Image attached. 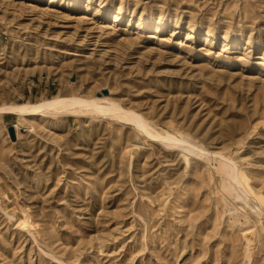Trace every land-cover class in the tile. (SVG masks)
Wrapping results in <instances>:
<instances>
[{
  "label": "rangeland",
  "instance_id": "obj_1",
  "mask_svg": "<svg viewBox=\"0 0 264 264\" xmlns=\"http://www.w3.org/2000/svg\"><path fill=\"white\" fill-rule=\"evenodd\" d=\"M54 95L180 140L0 112V264H264V0H0V105Z\"/></svg>",
  "mask_w": 264,
  "mask_h": 264
},
{
  "label": "bare ground",
  "instance_id": "obj_2",
  "mask_svg": "<svg viewBox=\"0 0 264 264\" xmlns=\"http://www.w3.org/2000/svg\"><path fill=\"white\" fill-rule=\"evenodd\" d=\"M85 109L98 113H109L112 116L133 122L139 130L152 137H164L167 138L166 140H180V138L173 135L164 136L157 130H154V128L151 127V124L139 112L126 109L115 101H105L104 97L97 95L91 96L89 98L79 95H54L53 97L41 99L36 102H12L0 105V112L19 115H27L38 112L45 113L48 111L74 112L77 114ZM13 125L16 128L17 134L19 135V125L15 123Z\"/></svg>",
  "mask_w": 264,
  "mask_h": 264
},
{
  "label": "water",
  "instance_id": "obj_3",
  "mask_svg": "<svg viewBox=\"0 0 264 264\" xmlns=\"http://www.w3.org/2000/svg\"><path fill=\"white\" fill-rule=\"evenodd\" d=\"M9 132L13 139H15V127L13 124L9 125Z\"/></svg>",
  "mask_w": 264,
  "mask_h": 264
}]
</instances>
